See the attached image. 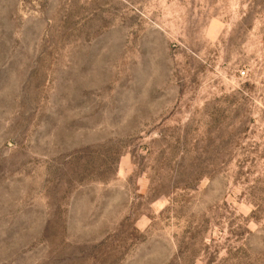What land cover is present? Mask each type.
Masks as SVG:
<instances>
[{"label": "rangeland", "instance_id": "rangeland-1", "mask_svg": "<svg viewBox=\"0 0 264 264\" xmlns=\"http://www.w3.org/2000/svg\"><path fill=\"white\" fill-rule=\"evenodd\" d=\"M0 264H264V0H0Z\"/></svg>", "mask_w": 264, "mask_h": 264}]
</instances>
